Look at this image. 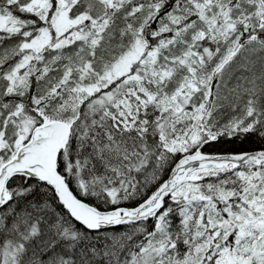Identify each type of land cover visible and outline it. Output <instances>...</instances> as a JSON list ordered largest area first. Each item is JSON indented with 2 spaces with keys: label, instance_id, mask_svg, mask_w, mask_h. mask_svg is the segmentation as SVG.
Masks as SVG:
<instances>
[{
  "label": "snow or ice",
  "instance_id": "6c2138e0",
  "mask_svg": "<svg viewBox=\"0 0 264 264\" xmlns=\"http://www.w3.org/2000/svg\"><path fill=\"white\" fill-rule=\"evenodd\" d=\"M0 264H264V0H0Z\"/></svg>",
  "mask_w": 264,
  "mask_h": 264
}]
</instances>
